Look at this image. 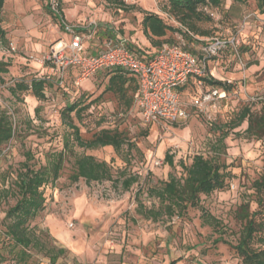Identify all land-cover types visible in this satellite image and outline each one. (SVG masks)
Wrapping results in <instances>:
<instances>
[{"label": "rangeland", "instance_id": "rangeland-1", "mask_svg": "<svg viewBox=\"0 0 264 264\" xmlns=\"http://www.w3.org/2000/svg\"><path fill=\"white\" fill-rule=\"evenodd\" d=\"M56 1L54 6L51 0H6L4 4L0 23L5 40L0 37V57L11 65L8 73L0 75V106L11 117L15 132L0 152V186L6 174L14 173L8 178L15 175L25 151H32L34 161L41 164L47 153L63 150L68 132L63 111L68 101L79 99V107L85 109L81 117L75 111L71 117L84 138H91L102 128L119 129L136 148L117 152L112 146H75V151L108 161L114 179L126 170L138 181L129 190L113 180L88 182L81 178L72 182L73 158L65 161L60 178L46 187V208L33 223L47 230L53 244L67 248L56 264H242L233 248L244 225L241 207L248 206L255 218L264 220V202L258 204L259 195L253 186L264 170V139L246 136L247 122L234 129L229 125L244 107L258 111L264 106V13L255 1L234 4L225 0L222 6L211 7L212 21L200 24L209 35L191 32L189 40L180 32H172L159 38L170 39L164 43H182L199 55L202 43L212 38L228 40L235 36L239 43L207 59V74L232 85L219 106L211 108V117L192 107L200 86L191 78L180 90L190 116L175 123H147L136 103L125 110L117 96L106 90V71L97 72L80 85L75 83L74 73L65 74L64 83L53 82L43 100L31 91H11L21 79L30 82L52 75L51 65L42 59L63 36L69 38L61 26L63 21L77 28L97 25L98 38L121 37L143 53L161 47L153 46L143 31L146 12L157 13L167 23L186 30L168 13L167 0H121L119 5L107 0ZM58 10L62 17L55 16ZM203 86L210 88L208 83ZM223 131H228V136L221 143ZM167 152L173 155L174 166L167 163ZM197 154L230 164L233 176L226 189L202 195L200 207H190L183 216L146 218L141 206L158 205L149 188L168 179L170 173L183 177L181 161L190 164ZM13 203L10 199L9 204ZM7 207H0V227ZM203 210L219 223L205 221ZM2 264L51 262L38 252L28 263L9 258Z\"/></svg>", "mask_w": 264, "mask_h": 264}, {"label": "trees", "instance_id": "trees-1", "mask_svg": "<svg viewBox=\"0 0 264 264\" xmlns=\"http://www.w3.org/2000/svg\"><path fill=\"white\" fill-rule=\"evenodd\" d=\"M107 1L117 5L121 4V0ZM224 1L167 0L168 13L175 16L180 25L185 27L186 30L167 23L157 13L146 12L142 19L143 31L152 42V45L157 47L170 40H160L159 38H165L168 33L172 32H180L189 40H192L193 37L191 32L197 35H209V31L202 29L200 24L212 21L211 11H204L203 8L208 5L211 10V7L222 6ZM231 1L234 4H246L249 1H255L259 11L264 13V0ZM5 2L6 0H0V21ZM54 14L57 17L63 16L60 10L54 12ZM61 26L64 29L62 23ZM0 37L5 40V31L2 29L1 23ZM115 40L124 39L118 37ZM126 43L131 50L143 55L132 44L127 41ZM202 44L205 45L206 42ZM229 46L234 45H228L227 47ZM190 51L195 53L192 50ZM10 65L9 62L0 57V75L8 73ZM75 69L77 70L75 67L69 68L66 71V75L70 72L73 75ZM101 71H106L109 74L106 90L117 96L119 102L124 104L125 110H130L135 104L139 92L138 78L120 67ZM51 74L54 76L35 77L30 82L21 79L16 82L15 86L11 87V91L14 94L19 91H31L38 100H43L46 97L47 88L51 87L53 82L60 84L65 81V77L61 82L58 74L53 71H51ZM74 76L77 77L76 74ZM202 80L204 83H208L210 88L225 90L227 96L232 86L230 83L215 79V77L208 74L203 76ZM78 100L68 101L63 111V121L68 128V132L64 137L63 150L47 153L46 161L41 164L34 161L32 151H25V159L20 162L15 175L8 178L9 174H14L10 172L2 180L3 186H0V207L3 204L8 205V207L5 210V216L0 227V264L9 258L14 259L17 263H28L33 259L35 253L38 252L45 254L50 259L51 264H56L58 259L67 253L66 247L53 244L49 240L47 230L41 229L38 225H33V223L46 208V187L54 185L60 178L65 161L69 157L73 158V170L69 176L72 182H77L81 178L88 182L113 180L117 184H121L123 189L129 190L138 181L137 176L127 173L126 170L121 172V176L114 179L113 168L108 161L99 160L91 154H79L75 151V146L84 149L112 146L117 152H121L125 147L127 152L136 148V144L130 140L127 133L119 129L102 128L95 132L91 138H84L80 127L74 123L71 117V113L74 111L77 116L81 117V113L85 109L84 107H79ZM244 122H247V128L244 130L246 136L257 140L264 139V106L258 111L252 110L249 106L244 107L233 119L232 125L229 126L234 129L241 126ZM14 132L11 117L0 106V152L12 140ZM227 136L228 131H223L219 139L220 142L222 143ZM165 159L170 166H174L173 155L167 152ZM180 164L185 171L183 177L179 178L170 173L168 179L161 181L159 185L149 188V195L158 200V205L149 208L141 206L140 212L146 218L158 220L162 216H183L190 207H200L202 195H211L215 191L225 190L233 176L230 164L221 162L215 157H206L203 154L195 155L190 164H186L183 161ZM253 186L259 195L257 202L262 205L264 202V170L260 177L255 180ZM10 199L14 200L13 204H9ZM241 214L244 225L238 242L233 245V248L241 259L242 264H264V220L259 221L255 218V213H251L246 205L241 207ZM202 215L205 221L211 224L216 225L217 223H213L214 221L219 223L205 210H203ZM174 263L175 261L172 262V264Z\"/></svg>", "mask_w": 264, "mask_h": 264}, {"label": "built area", "instance_id": "built-area-1", "mask_svg": "<svg viewBox=\"0 0 264 264\" xmlns=\"http://www.w3.org/2000/svg\"><path fill=\"white\" fill-rule=\"evenodd\" d=\"M51 2L53 6L58 4L56 0ZM203 10L211 11L208 5ZM62 25L72 35L71 40L56 42L42 62L51 65V70L58 74L61 82L69 68H78L77 85L108 68L120 67L131 72L139 81L135 103L147 123H175L190 116L180 90L191 78H195L200 86L199 95L191 102L196 111L211 117V108H217L227 97L225 90L204 89L202 77L207 74L209 57L218 55L228 45L239 43L235 36L228 40L212 38L201 47V55L191 52L182 43H163L153 57H145L131 50L125 39L117 41L112 38L96 54H86L84 36L77 32V26L66 21ZM96 28L97 25H93L91 30Z\"/></svg>", "mask_w": 264, "mask_h": 264}, {"label": "crops", "instance_id": "crops-1", "mask_svg": "<svg viewBox=\"0 0 264 264\" xmlns=\"http://www.w3.org/2000/svg\"><path fill=\"white\" fill-rule=\"evenodd\" d=\"M78 32L84 36L83 44L85 47L84 52L86 54H96L100 49H102L105 46V43L108 40V38L101 39V38H98L96 36L98 33L97 28L94 31H92L90 27H85L84 25L83 26L79 25ZM71 38H72V35L70 34L69 38H65V36H63L60 40L61 41H70ZM127 42H129L130 44L133 45V43H131V41H129V40ZM154 49L155 50L153 52H146V53H143L142 51L141 52L143 53V56L146 55L145 57H153L159 48L154 47ZM77 70L79 71L78 68H77ZM77 70L75 69L73 72L76 75H78ZM213 77H214V75H213ZM184 105H185V103H184Z\"/></svg>", "mask_w": 264, "mask_h": 264}]
</instances>
